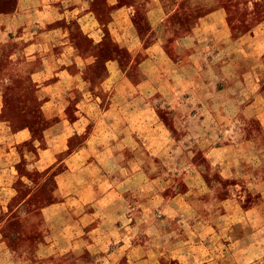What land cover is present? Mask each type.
<instances>
[{
    "label": "crops",
    "instance_id": "crops-1",
    "mask_svg": "<svg viewBox=\"0 0 264 264\" xmlns=\"http://www.w3.org/2000/svg\"><path fill=\"white\" fill-rule=\"evenodd\" d=\"M38 1L0 28V254L264 264V0Z\"/></svg>",
    "mask_w": 264,
    "mask_h": 264
},
{
    "label": "rangeland",
    "instance_id": "rangeland-1",
    "mask_svg": "<svg viewBox=\"0 0 264 264\" xmlns=\"http://www.w3.org/2000/svg\"><path fill=\"white\" fill-rule=\"evenodd\" d=\"M42 4L41 1L38 0H0V28L3 29L5 26H16V30H21V28L28 22L32 23L36 21L38 18L34 16L35 10L38 5ZM54 4V3H53ZM57 4V2L55 3ZM48 6L50 3L47 4ZM46 10V7L42 8ZM42 16H40L39 20H42ZM69 19V18H68ZM68 19H63L62 21H58L57 23H53L57 26H63L67 23ZM15 24V25H14ZM16 32V31H15ZM14 33L10 34L7 38L3 37L0 33V46L3 45H11V41L14 39ZM2 50H0L1 52ZM3 229V228H2ZM0 227V232H2ZM12 244L17 245L18 242H11ZM226 247V246H224ZM3 248L2 242L0 240V250ZM148 245L145 241L139 242V249H147ZM1 253V252H0ZM0 254V264H18V258L7 256L5 259ZM63 262H68V264H112L107 261H100L98 257H92L87 252H83L81 255L69 254L66 257L61 258ZM54 257L51 258H42L34 255H30L24 258L21 261V264H53ZM55 264V263H54ZM113 264H116L115 262ZM151 264H155L151 260Z\"/></svg>",
    "mask_w": 264,
    "mask_h": 264
}]
</instances>
